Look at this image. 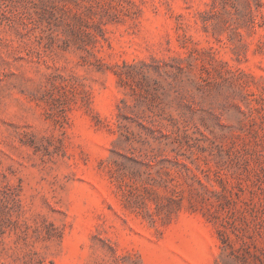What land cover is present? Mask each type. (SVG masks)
Returning a JSON list of instances; mask_svg holds the SVG:
<instances>
[{"label": "rangeland", "instance_id": "obj_1", "mask_svg": "<svg viewBox=\"0 0 264 264\" xmlns=\"http://www.w3.org/2000/svg\"><path fill=\"white\" fill-rule=\"evenodd\" d=\"M0 264H264V0H0Z\"/></svg>", "mask_w": 264, "mask_h": 264}]
</instances>
